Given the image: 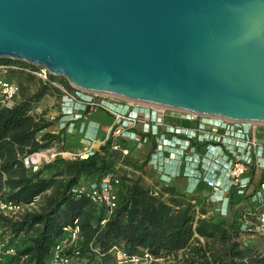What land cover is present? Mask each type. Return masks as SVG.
Masks as SVG:
<instances>
[{
	"label": "water",
	"instance_id": "obj_1",
	"mask_svg": "<svg viewBox=\"0 0 264 264\" xmlns=\"http://www.w3.org/2000/svg\"><path fill=\"white\" fill-rule=\"evenodd\" d=\"M84 91L264 125V0H0V60Z\"/></svg>",
	"mask_w": 264,
	"mask_h": 264
},
{
	"label": "trees",
	"instance_id": "obj_2",
	"mask_svg": "<svg viewBox=\"0 0 264 264\" xmlns=\"http://www.w3.org/2000/svg\"><path fill=\"white\" fill-rule=\"evenodd\" d=\"M7 78L17 83L19 98L13 106H0V200L25 208L8 217L0 212V242L14 255H0V264H48L54 245L78 229L77 242L67 255L77 264H112L114 248L128 255L150 252L174 264H264V246L242 242V221L209 214L210 205L180 194L175 188L148 187L141 177H129L121 166H134L130 157L112 149L108 140L91 156L73 160L57 158L37 171L24 166V158L62 143L52 129L55 120L37 112L47 97L60 91L26 72L34 68L23 61L0 60ZM70 91L65 80L49 75ZM33 86V87H32ZM122 148H128L121 142ZM116 176L118 206L105 226L104 208L72 190L83 180L100 181Z\"/></svg>",
	"mask_w": 264,
	"mask_h": 264
},
{
	"label": "crops",
	"instance_id": "obj_3",
	"mask_svg": "<svg viewBox=\"0 0 264 264\" xmlns=\"http://www.w3.org/2000/svg\"><path fill=\"white\" fill-rule=\"evenodd\" d=\"M79 108V104H65L61 97L55 96L45 98L38 106L37 112L47 111L48 117L55 120L52 132L55 134L60 133L62 141L63 135H74L75 131L78 130V134L84 136L85 141L91 144V147H86L84 152L79 153V155L85 152L92 154L96 152L92 149L94 145L100 144L101 147L108 141L111 126L105 139L98 141L99 125L90 121L93 112L89 113L84 120L71 121L74 116L81 114ZM68 113L71 114L68 115ZM139 123L143 126L142 134L137 133L135 127L125 135L126 141L121 138L116 143L124 141L128 148L130 142H136L139 148L147 143L152 145L151 154L147 158L142 157L143 161L132 158V154L130 160L133 163L138 161H141V163L148 162L146 165L149 171L158 179L159 185L156 189L164 187L166 180H177L178 185L175 189L180 194L189 198H196L199 205L202 203L210 205L209 214L219 219L231 218L232 212L230 210L233 209V213L237 212L236 220L244 222L245 216L256 219L264 210L263 126L238 125V134L244 135L247 141L256 143V147L250 148L242 142V137H226L222 130L218 133H212L208 126L210 124L206 126L204 120L200 119L182 120L174 115L166 114L164 116L159 114L158 119L155 120L142 117ZM157 128L160 135L154 136L151 132ZM139 136H141V139H139ZM164 142L170 144L171 153L175 156L173 160L169 159L168 154L170 151H167L166 147L163 146ZM62 143L61 145L65 151ZM65 152L77 156V153ZM233 152L244 155L249 154L250 164L243 177L244 186L241 189H233L229 194H214L213 189L209 187V183H215L223 178L231 167ZM133 167L135 166H122L121 168L127 172L132 171L135 173L137 170L135 171ZM140 171L144 172V170ZM142 179L145 180L144 177ZM204 189L207 194L205 198L201 199L199 194ZM246 222L243 224L245 225Z\"/></svg>",
	"mask_w": 264,
	"mask_h": 264
},
{
	"label": "built area",
	"instance_id": "obj_4",
	"mask_svg": "<svg viewBox=\"0 0 264 264\" xmlns=\"http://www.w3.org/2000/svg\"><path fill=\"white\" fill-rule=\"evenodd\" d=\"M8 67H0L2 73L7 74ZM27 73L35 76L36 78L42 80L56 87V83L49 80V74L44 69L31 68L26 70ZM63 93L62 99L65 104H79L81 114L74 116L71 121H77L80 119H86L89 113L95 110H100L108 113L114 119V124L109 130V138L121 137L126 139V134L140 122L142 117L150 118L152 120L158 119L159 114L161 115H174L178 119H189L198 120L199 117L194 114L187 112H182L178 110H172L168 108L153 106L149 104L130 102L122 98L98 94L88 91H68L64 88L60 89ZM19 96V87L16 82L9 80L6 76H0V106L8 108L13 106ZM133 109V110H131ZM137 111H134V110ZM71 113H68L70 115ZM204 124V123H203ZM205 123L209 126L212 133H218L220 130L224 132L226 137H242V142L245 146L250 148L256 147L255 142L247 141L244 135L238 134V125H243L242 122H235L229 120L220 119L219 122ZM205 130V128H204ZM154 136H159L158 128L151 132ZM169 152V159H174V154L171 153L172 148L167 142L163 143ZM63 146L59 143L53 145L50 149L27 156L24 158V166L27 169L37 171L44 163L48 164L55 161L57 158L64 160H73L77 157L85 159L94 153H88L86 156L82 155H72L66 153ZM112 149L114 151H120L124 157H129V151L126 148H122L120 143L113 142ZM47 154L48 158H42V154ZM232 163L231 167L227 170L222 179L215 183H209V187L213 189L214 194H229L233 189H241L243 184V177L248 170V165L250 164L249 154L244 155L242 153L233 152L232 153ZM118 167H122L120 164ZM121 185L120 180L113 175H109L100 181L90 182L84 180L72 190V194L75 198L79 199L86 197L90 199L94 204L102 206L104 208V218L101 221V226H105L109 219L113 216L119 201V196L117 194V188ZM25 208L21 205L14 203H6L0 200V212L8 217H16L24 212ZM257 226L256 231L264 235V210L256 217ZM66 236L53 247L51 258L48 264H77L74 263L71 258L67 255V250L71 248L78 240V229L66 228ZM14 255V249L5 250V244L0 242V255L1 254ZM111 253L114 255V260L112 264H158L160 259H157L150 252L144 251L138 255H128L123 250L119 248H114Z\"/></svg>",
	"mask_w": 264,
	"mask_h": 264
},
{
	"label": "rangeland",
	"instance_id": "obj_5",
	"mask_svg": "<svg viewBox=\"0 0 264 264\" xmlns=\"http://www.w3.org/2000/svg\"><path fill=\"white\" fill-rule=\"evenodd\" d=\"M0 76H6L7 74L2 73V71H0ZM58 79H62L67 81L65 78H61V77H56ZM68 82V81H67ZM69 83V82H68ZM70 87L72 88V90L70 91H78L79 88H76L75 86L71 85L69 83ZM33 87V86H32ZM56 88L60 91V97L62 98V91L60 90L61 88H63L60 83L56 82ZM81 90V89H79ZM83 91V90H82ZM86 92V91H85ZM204 120V123H210V122H219L220 119L219 118H213V117H207V116H201L198 118V120ZM80 120H84V119H80ZM77 120V121H80ZM90 121L97 123L99 125L98 127V132H97V140H104L105 137L108 134V129L110 126H112L114 124V119L112 116H110L108 113L104 112V111H100V110H95L93 111L92 116L90 117ZM72 122H76V121H72ZM243 125H255V126H263L264 125H260L258 123H243ZM136 131L139 134H142V130H143V126L141 123H138L136 126ZM86 131V129H85ZM119 139H121V137H117V138H113V142H117L119 141ZM139 139H141V136H139ZM126 141V139H123ZM63 145H64V149L65 151H69V152H73V153H77V155H79V153L84 152L86 147H91V144H89V142L85 141L84 136L79 135L78 134V130L75 131L74 135H63V141H62ZM63 148V147H62ZM100 148V144L98 145H94L92 149H94V151H97ZM152 145L151 144H145L142 148L138 147V144L135 143H129V157L132 154V158L134 159H141L142 157L147 158L152 151ZM84 154H88V152H85ZM82 154V156L84 155ZM141 161H143L141 159ZM141 161L135 162L133 167L135 169V173L131 172H127L129 177H144L146 181V185L148 187H152L154 188L155 186L158 185V179L155 175L152 174L151 171H149L148 167L146 164H148V162L145 163H141ZM46 163H44L45 165ZM145 164V165H144ZM140 170H144V172H141ZM147 179V180H146ZM91 181V180H90ZM83 182V180L81 181ZM178 185V181L177 180H170V181H165V186L169 187V188H176ZM207 194V191L204 189L203 191L201 190V193L199 194V197L201 199L205 198ZM246 219L243 220L246 225L243 224L244 222H242V226L243 227V234H242V242L247 244V245H262L264 246V235L257 232L256 231V226H257V221L256 219H252L249 216H245ZM241 226V227H242ZM158 264H174L173 262H171L170 260H160Z\"/></svg>",
	"mask_w": 264,
	"mask_h": 264
},
{
	"label": "bare ground",
	"instance_id": "obj_6",
	"mask_svg": "<svg viewBox=\"0 0 264 264\" xmlns=\"http://www.w3.org/2000/svg\"><path fill=\"white\" fill-rule=\"evenodd\" d=\"M131 102V101H130ZM139 103V102H138ZM261 125V124H260ZM87 154H84V156H86ZM40 157H42V158H48V155L47 154H42V156H40Z\"/></svg>",
	"mask_w": 264,
	"mask_h": 264
}]
</instances>
